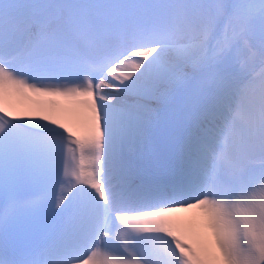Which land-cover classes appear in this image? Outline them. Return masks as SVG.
I'll use <instances>...</instances> for the list:
<instances>
[{
	"label": "snow or ice",
	"instance_id": "obj_1",
	"mask_svg": "<svg viewBox=\"0 0 264 264\" xmlns=\"http://www.w3.org/2000/svg\"><path fill=\"white\" fill-rule=\"evenodd\" d=\"M0 264H264V0H0Z\"/></svg>",
	"mask_w": 264,
	"mask_h": 264
},
{
	"label": "bare ground",
	"instance_id": "obj_2",
	"mask_svg": "<svg viewBox=\"0 0 264 264\" xmlns=\"http://www.w3.org/2000/svg\"><path fill=\"white\" fill-rule=\"evenodd\" d=\"M53 100L56 102L55 107L49 103ZM3 102L13 113L49 114L78 133L85 130L89 118L88 110L84 105L58 96L8 90L4 95ZM175 215L183 234L191 243L202 245L210 239L207 229L200 225L194 213H177Z\"/></svg>",
	"mask_w": 264,
	"mask_h": 264
}]
</instances>
